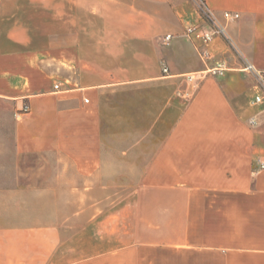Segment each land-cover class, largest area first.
<instances>
[{"label": "crops", "instance_id": "obj_1", "mask_svg": "<svg viewBox=\"0 0 264 264\" xmlns=\"http://www.w3.org/2000/svg\"><path fill=\"white\" fill-rule=\"evenodd\" d=\"M201 1L225 27L209 50L228 71L191 83L207 63L180 34L212 28L194 0H0V99L35 108L16 118L81 167L83 197H117L66 244L56 222H0V264H264V100L242 71L264 72V0ZM65 63L80 89L53 91L47 66Z\"/></svg>", "mask_w": 264, "mask_h": 264}, {"label": "rangeland", "instance_id": "obj_2", "mask_svg": "<svg viewBox=\"0 0 264 264\" xmlns=\"http://www.w3.org/2000/svg\"><path fill=\"white\" fill-rule=\"evenodd\" d=\"M47 67L52 72L53 91L55 84H59V90L80 89L76 80L83 73L82 70L67 63L62 70L54 69L52 65ZM28 106H23L18 113L31 115L35 108ZM15 113L12 102L0 99V222L23 225H32L39 220L44 225L56 222L59 224L61 242L66 244L67 239L78 232L87 220L107 216L117 197L102 198L98 188L89 192L92 193L91 197H83L85 182L80 174L82 171H78L81 167L69 164L66 150L53 149L49 143H44L41 148L32 134L37 132L36 118L28 116V119L19 120ZM93 184L98 187L100 182ZM12 188L33 190L34 195L37 191L38 196H23L21 199L7 197L5 191ZM113 189L119 191V187L114 185ZM40 194L42 211L39 206L36 208ZM65 248L63 246L61 249Z\"/></svg>", "mask_w": 264, "mask_h": 264}, {"label": "built area", "instance_id": "obj_3", "mask_svg": "<svg viewBox=\"0 0 264 264\" xmlns=\"http://www.w3.org/2000/svg\"><path fill=\"white\" fill-rule=\"evenodd\" d=\"M194 1L196 2L198 9L203 13L204 17L210 22L212 28L206 29L202 27L201 24H191L186 26L180 34L181 38L192 39L198 42L200 46V58L204 63H207L203 71L192 73L186 76L187 81L191 83L206 76L223 77L228 71L226 61L215 58L209 50V44L215 35H222L226 37L225 27L218 20L216 15H214V13H212L201 0ZM239 17L240 16L238 13L223 12L222 14V18L226 22L238 20ZM174 38L175 36L168 34L163 38V42L164 44L168 45ZM242 71L251 74L257 82V87L259 88L260 93L254 97V103L257 104L262 102L264 100V72L255 69V67L250 63H246L242 68ZM167 72V68L163 67V73ZM54 89L59 90V84H55ZM84 102L87 103L88 100L85 99ZM19 115L20 114H16V116ZM249 124L251 126H255L257 124L256 119L251 118L249 120ZM257 166V170H263L264 161L258 160Z\"/></svg>", "mask_w": 264, "mask_h": 264}]
</instances>
